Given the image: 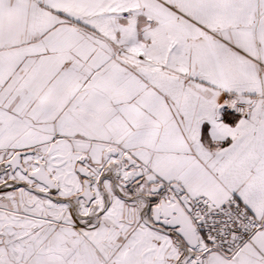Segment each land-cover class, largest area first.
<instances>
[{
    "label": "snow or ice",
    "instance_id": "obj_1",
    "mask_svg": "<svg viewBox=\"0 0 264 264\" xmlns=\"http://www.w3.org/2000/svg\"><path fill=\"white\" fill-rule=\"evenodd\" d=\"M0 264H264V0H0Z\"/></svg>",
    "mask_w": 264,
    "mask_h": 264
}]
</instances>
